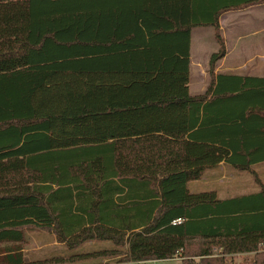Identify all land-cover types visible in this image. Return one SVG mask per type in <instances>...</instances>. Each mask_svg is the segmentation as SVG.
I'll return each mask as SVG.
<instances>
[{
  "label": "trees",
  "instance_id": "1",
  "mask_svg": "<svg viewBox=\"0 0 264 264\" xmlns=\"http://www.w3.org/2000/svg\"><path fill=\"white\" fill-rule=\"evenodd\" d=\"M19 1L0 12V244L16 245L3 264H23L30 227L75 251L70 262L108 242L98 256L122 264H264V187L229 198L187 187L220 164L264 163V78L214 74L221 15L264 0L0 5ZM194 28L218 46L199 96L188 89Z\"/></svg>",
  "mask_w": 264,
  "mask_h": 264
},
{
  "label": "rangeland",
  "instance_id": "2",
  "mask_svg": "<svg viewBox=\"0 0 264 264\" xmlns=\"http://www.w3.org/2000/svg\"><path fill=\"white\" fill-rule=\"evenodd\" d=\"M10 3V4H9ZM0 5V12H17L26 8L25 1L9 2ZM9 4V5H6ZM193 41L197 33H202V40L207 41V48L210 45L217 49V45L214 42L212 29L200 28L195 29ZM210 39V40H209ZM198 81L196 78H192V88L196 89ZM210 82V77H205V85ZM204 90H190V94L198 95L203 93ZM253 172H242L235 170L227 165L220 164L219 166L206 170L200 181L189 183L188 189L193 192L202 191H215L220 198H229L239 196L243 194H249L258 191L262 185L264 187V165L257 166L252 169ZM192 184V185H191ZM254 186H253V185ZM257 184V185H256ZM252 185V187H249ZM25 233L24 242L20 245L21 249L25 254V260L29 261L28 264H122L119 262V256H108L99 257L95 256L93 259L78 260L70 262L69 256L74 252L68 251L63 245L58 244L51 233L42 232L36 228H24ZM108 242H97L94 244H84L81 248L77 249L76 252L85 253L92 252L93 250L99 249H111L112 245L107 244ZM16 245L13 244H0V264L1 255L4 256L6 248H12ZM114 248V247H113ZM235 264H251V256L238 255L234 257ZM178 260H166V261H147L140 263H129V264H180ZM126 264V263H125Z\"/></svg>",
  "mask_w": 264,
  "mask_h": 264
},
{
  "label": "crops",
  "instance_id": "3",
  "mask_svg": "<svg viewBox=\"0 0 264 264\" xmlns=\"http://www.w3.org/2000/svg\"><path fill=\"white\" fill-rule=\"evenodd\" d=\"M219 26H220L221 36L224 40L226 53L224 58H222L216 64L214 74L216 75L230 74L241 77L264 78V4L252 6L240 11L226 12L223 15H221L219 19ZM195 29H200V28H194L191 31L190 67H189V83H188L189 93L190 90H204L205 92V90L209 85V84L205 85V77L207 75L209 76V60L210 57L218 50V46L217 49H215L211 45L210 48L209 47L207 48L206 45L207 41L204 42V40H202L201 38L202 33L200 34L197 33L194 42L193 38H194V33L196 32ZM212 35H213V31H212ZM192 78H196L198 81H200L197 84L196 89H193L194 87L192 88V84H191ZM203 93L193 96H199L202 95ZM262 165H264V163L253 166L252 169ZM204 174L205 173H203V175ZM201 178L194 182L200 181ZM194 182H190V183L193 184ZM252 185H249V187H252ZM192 193H198V192L192 191ZM243 195H247V194H243ZM38 230L42 232L46 231L47 233H51V235L55 239V235L50 230H44V229H38ZM24 239H25V233H24ZM94 243L97 242H89L87 244H94ZM113 249L114 248L112 246L111 249L107 248V249L93 250L92 252H85L84 254L87 255L85 259H93V257L98 256V254H100L102 251L104 250L109 251ZM21 252L23 257V264H28L29 261L25 260L26 258L23 249ZM3 255L5 256V254ZM4 256L1 255L2 264L4 263L3 262ZM76 259L79 258H72L71 260H76ZM174 260L179 261V258L171 259V261Z\"/></svg>",
  "mask_w": 264,
  "mask_h": 264
}]
</instances>
